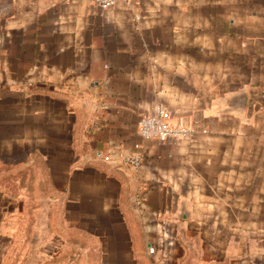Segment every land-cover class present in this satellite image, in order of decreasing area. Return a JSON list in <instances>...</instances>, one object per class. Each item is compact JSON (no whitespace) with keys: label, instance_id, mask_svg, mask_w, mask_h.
Listing matches in <instances>:
<instances>
[{"label":"crops","instance_id":"0c3cea01","mask_svg":"<svg viewBox=\"0 0 264 264\" xmlns=\"http://www.w3.org/2000/svg\"><path fill=\"white\" fill-rule=\"evenodd\" d=\"M0 161V264H264V0H0Z\"/></svg>","mask_w":264,"mask_h":264},{"label":"built area","instance_id":"2783aa9c","mask_svg":"<svg viewBox=\"0 0 264 264\" xmlns=\"http://www.w3.org/2000/svg\"><path fill=\"white\" fill-rule=\"evenodd\" d=\"M96 6L102 10H108L120 2H128V0H91ZM170 112L163 106L156 107L153 115L142 116L139 121L138 131L142 139L160 138L167 141H186L192 136V130L182 124L173 125L169 122ZM134 151L123 156L125 165L138 169L141 165L142 158L139 154L140 146L135 144ZM150 252H153L150 249Z\"/></svg>","mask_w":264,"mask_h":264},{"label":"rangeland","instance_id":"374dc122","mask_svg":"<svg viewBox=\"0 0 264 264\" xmlns=\"http://www.w3.org/2000/svg\"><path fill=\"white\" fill-rule=\"evenodd\" d=\"M1 162V161H0ZM13 166H15V165H13ZM11 189V188H10Z\"/></svg>","mask_w":264,"mask_h":264}]
</instances>
